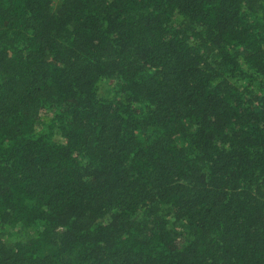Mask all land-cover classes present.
<instances>
[{"label":"trees","instance_id":"trees-1","mask_svg":"<svg viewBox=\"0 0 264 264\" xmlns=\"http://www.w3.org/2000/svg\"><path fill=\"white\" fill-rule=\"evenodd\" d=\"M0 264H264V0H0Z\"/></svg>","mask_w":264,"mask_h":264},{"label":"rangeland","instance_id":"rangeland-1","mask_svg":"<svg viewBox=\"0 0 264 264\" xmlns=\"http://www.w3.org/2000/svg\"><path fill=\"white\" fill-rule=\"evenodd\" d=\"M58 1L59 0H54V3L56 4ZM245 14H248V12L246 11ZM116 85H117V83L114 80L102 82L100 87H99V95L104 96V97H114V95L117 93ZM54 141L62 142V139L59 135H55ZM106 220H107V218L105 219L104 222H106ZM17 238H19L18 234L16 235L13 232H9V235H8L9 241L18 240Z\"/></svg>","mask_w":264,"mask_h":264}]
</instances>
